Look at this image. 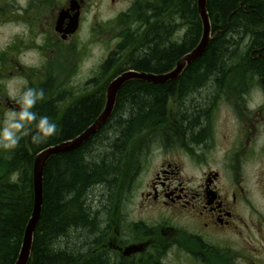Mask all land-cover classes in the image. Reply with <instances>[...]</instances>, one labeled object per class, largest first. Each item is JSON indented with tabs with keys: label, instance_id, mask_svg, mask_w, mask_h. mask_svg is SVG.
<instances>
[{
	"label": "flooded vegetation",
	"instance_id": "obj_1",
	"mask_svg": "<svg viewBox=\"0 0 264 264\" xmlns=\"http://www.w3.org/2000/svg\"><path fill=\"white\" fill-rule=\"evenodd\" d=\"M94 1L0 0V120L5 112L18 107L8 95L10 88L43 89L44 98L34 110L46 115V107L52 105L57 110L56 123L84 98L66 87L72 84L87 48L82 34ZM135 1L117 16L131 6L137 13L139 25L134 35L127 31V20L121 26L120 38L130 45L129 56L135 50L131 46L151 26L147 22L159 16L158 0ZM244 1L237 8L243 13L239 18L254 13L260 19L258 23L245 20L246 32L239 33L232 21L226 26L212 21L213 43L225 44L238 60L222 68L220 79L211 80L202 105L189 100L202 113L198 122L193 121L196 131L189 130L191 123L186 121L180 95L171 96L168 105H176L169 118L126 144L130 149L125 148L124 156L134 153L138 164L133 179L146 170L142 162L149 165L148 179L134 206L139 215L126 198L132 183L128 172L119 190L103 191L97 199V205L107 211L103 238L70 264H91L93 259L99 264H264V0H248L251 5ZM161 16L167 19V13ZM98 24L97 37L102 41L109 31ZM234 71L239 79H232ZM86 82L104 99L103 78ZM76 83L82 84V80ZM221 103L230 108L239 124L226 155L225 174L205 168H199V176L189 174L188 163L204 166V160L197 161L202 157L199 153L215 145L213 116ZM116 116L119 118L118 107ZM29 141L30 136L20 143L31 152ZM8 157L9 152L0 150V166ZM257 159L260 163L255 165ZM254 191L262 200L261 208L251 201Z\"/></svg>",
	"mask_w": 264,
	"mask_h": 264
},
{
	"label": "trees",
	"instance_id": "obj_2",
	"mask_svg": "<svg viewBox=\"0 0 264 264\" xmlns=\"http://www.w3.org/2000/svg\"><path fill=\"white\" fill-rule=\"evenodd\" d=\"M143 1L146 0L137 2ZM158 1L156 6L159 16L147 22L146 26H151L145 36L136 40L132 55L127 54L130 45L122 42L102 66L103 77L116 70L112 80L129 69L154 74L167 73L199 44L202 23L197 0ZM242 1L208 0L211 23L215 19L218 24L226 26L228 21L229 24L232 21L237 31L242 33L246 32L243 24L245 20L260 22L259 16L254 13L244 16V20L239 18L243 17L241 10H237ZM244 2L251 5L248 0ZM164 13H167V21L161 16ZM132 14L130 33L134 35L139 21L135 20L137 13ZM236 60V55L229 53L225 44L216 45L211 41L204 54L188 66L176 81L162 85L128 82L122 88L116 106L119 118L114 117L115 112L105 127L82 147L53 157L47 163L43 208L34 233L29 264H70L103 238L107 211L101 209V205H97V198L92 196L97 191H104L105 194L110 190L114 193L118 190L122 176L135 162L130 154L124 156L125 148L130 149L126 144L145 133L147 128L158 126L169 118L168 102L171 96L177 94L187 114L186 121L191 123L189 130L195 132L197 125H193V121L198 122V116L202 113L195 105H189L187 95H196L198 98L193 100L202 104L207 100L204 93L210 91L211 80L214 77L220 79L226 63ZM103 105L104 99L100 94L88 93L60 116L56 123L57 110L48 104L45 112L58 125V134L40 145H34L30 139L32 155L26 150L27 145L20 143L14 152L9 153L8 159H4L0 166V264L16 262L24 231L33 212L35 155L46 147L79 136L95 122L96 114L101 112ZM12 171L15 175L5 173ZM91 264L99 263L93 259Z\"/></svg>",
	"mask_w": 264,
	"mask_h": 264
},
{
	"label": "rangeland",
	"instance_id": "obj_3",
	"mask_svg": "<svg viewBox=\"0 0 264 264\" xmlns=\"http://www.w3.org/2000/svg\"><path fill=\"white\" fill-rule=\"evenodd\" d=\"M132 0H118L117 3H114L113 0H95L93 3H90L89 6V13H88V21L85 24V28L83 31V38L88 41L87 48L83 54H81V61L78 64L80 68L76 71L73 82L71 85L68 84L66 87L68 90L74 92L77 97L79 96H86L88 94V86L86 80H90L94 78V80H98L100 78H104V82H108L111 77L115 74L116 70L108 74L107 76H102L101 69L104 63L109 58L110 54L114 52L122 42V40H118L116 37L119 35L117 33V27L115 24V20L117 16L127 11L130 6ZM98 3V5H96ZM93 17L97 19L99 22L98 25L104 24L107 27L108 33L105 34L102 41L98 40V27L97 22H93ZM106 22V23H104ZM128 22V21H127ZM129 32V27L127 29ZM9 35L6 36L8 38ZM135 47L131 46L133 50ZM236 62V61H235ZM229 64V63H228ZM226 63V65H228ZM97 78V79H96ZM240 76L236 71H234L232 79H239ZM82 80V84H77L76 81ZM106 88V87H105ZM92 88H89V91ZM97 89V87H96ZM206 96V93H204ZM198 98L196 95L188 94L187 101L192 99ZM203 99V96H202ZM173 105L175 103H172ZM170 105V108L172 107ZM202 105V104H201ZM253 107V104H251ZM219 108V109H218ZM217 108L216 115L213 116V126L212 129L214 131V146L210 150H205L204 153H199L202 157H199L197 161L204 160V166L202 167H195L190 165L188 162L187 165V173L192 174L194 176H199L202 172V169H213V170H221L225 174V162H226V155L230 150V146L232 144V138L236 136L237 128L239 127L238 121L235 118L234 114H231L230 108L226 106H222V103ZM200 119V116H198ZM198 119V121H199ZM255 165L260 163V160L257 159ZM141 164V163H140ZM144 164V172L138 178V176L133 179L134 176V169L129 175V182H134L130 184L132 189V193H130L131 189L127 192L126 198H129L130 201L133 200L131 203L129 201L130 208H134L135 215H139V211L137 210L136 206L139 202L137 197L141 191L144 182L148 179V171H147V163L142 162ZM138 165V164H137ZM136 165V169H137ZM130 194V195H129ZM92 197H96L98 200L102 198V193L100 191L94 192ZM97 200V202H98ZM251 201L253 202L256 208H261L262 200L260 199L259 194L257 191L251 196ZM127 202V199H126ZM136 203V204H135ZM135 204V205H134ZM144 217V215H143Z\"/></svg>",
	"mask_w": 264,
	"mask_h": 264
},
{
	"label": "water",
	"instance_id": "obj_4",
	"mask_svg": "<svg viewBox=\"0 0 264 264\" xmlns=\"http://www.w3.org/2000/svg\"><path fill=\"white\" fill-rule=\"evenodd\" d=\"M198 8L203 25L202 39L194 50L184 55L178 61L173 70L161 75L145 74L134 70L122 73L107 88L105 108L97 117L96 121L86 131L77 138L48 148L36 156L34 162V209L25 230L21 252L16 264H29L30 261L34 232L40 221L43 208L44 171L48 161L54 156L73 152L89 141L110 120L117 103L118 95L128 82L143 81L162 85L171 81H176L182 75L187 66L198 60L204 54L212 39L211 22L207 12V0H198Z\"/></svg>",
	"mask_w": 264,
	"mask_h": 264
},
{
	"label": "clouds",
	"instance_id": "obj_5",
	"mask_svg": "<svg viewBox=\"0 0 264 264\" xmlns=\"http://www.w3.org/2000/svg\"><path fill=\"white\" fill-rule=\"evenodd\" d=\"M8 95L18 107L5 112L0 120V150L14 152L28 136L34 145H40L58 134V125L34 110L44 98L43 89L26 87L19 91L10 88Z\"/></svg>",
	"mask_w": 264,
	"mask_h": 264
},
{
	"label": "bare ground",
	"instance_id": "obj_6",
	"mask_svg": "<svg viewBox=\"0 0 264 264\" xmlns=\"http://www.w3.org/2000/svg\"><path fill=\"white\" fill-rule=\"evenodd\" d=\"M207 12H208V5H207ZM198 13H199V8H198ZM208 15H209V13H208ZM209 18H210V16H209ZM210 20H211V19H210ZM187 54H188V53H187ZM185 55H186V54H185ZM196 61H197V60H196ZM193 63H194V62H193ZM190 65H191V64H190ZM190 65H189V66H190ZM126 71H131V70H126ZM126 71H124V72H126ZM134 71H136V70H134ZM137 72H140V71H137ZM140 73L151 74V75H161V74H154V73H148V72H140ZM141 82H143V81H141ZM147 83H148V82H147ZM121 90H122V89H121ZM95 121H96V120H95ZM109 121H110V120H109ZM109 121H108V122H109ZM108 122H107V123H108ZM107 123H106V124H107ZM106 124H105V125H106ZM105 125H104L102 128H104ZM90 126H91V125H90ZM90 126H89V127H90ZM89 127H88V128H89ZM88 128H87V129H88ZM102 128H101V129H102ZM87 129H86V130H87ZM101 129H100V130H101ZM86 130H85V131H86ZM100 130H99V131H100ZM99 131H98V132H99ZM98 132H97V133H98ZM97 133H96V134H97ZM81 134H82V133H81ZM81 134H80V135H81ZM96 134H95V135H96ZM95 135H94V136H95ZM94 136H93V137H94ZM77 137H78V136H77ZM77 137H76V138H77ZM93 137H92V138H93ZM92 138H91V139H92ZM74 139H75V138H74ZM91 139H90V140H91ZM72 140H73V139H72ZM68 141H71V140H68ZM68 141H65V142H68ZM65 142H62V143H65ZM87 142H88V141H87ZM87 142H86V143H87ZM59 144H61V143H59ZM59 144H56V145H59ZM56 145L46 147L45 149H43V150L40 151L39 153L45 151V150L48 149V148L54 147V146H56ZM39 153H38V154H39ZM38 154H37V155H38ZM37 155H36V156H37ZM36 156H35V158H36ZM35 158H34V162H35ZM33 172H34V165H33ZM33 209H34V207H33ZM108 215H109V214H108ZM36 228H37V227H36ZM25 230H26V229H25ZM24 232H25V231H24ZM23 236H24V235H23ZM22 240H23V239H22ZM21 247H22V243H21ZM21 247H20L19 254H20V252H21ZM31 254H32V251H31ZM30 259H31V257H30ZM29 263H30V261H29Z\"/></svg>",
	"mask_w": 264,
	"mask_h": 264
}]
</instances>
